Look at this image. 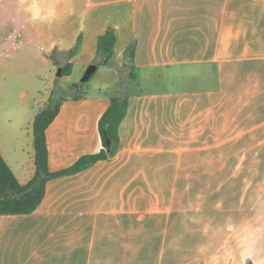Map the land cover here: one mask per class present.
<instances>
[{
  "label": "crops",
  "instance_id": "crops-1",
  "mask_svg": "<svg viewBox=\"0 0 264 264\" xmlns=\"http://www.w3.org/2000/svg\"><path fill=\"white\" fill-rule=\"evenodd\" d=\"M13 1V26L49 71L81 37L62 90L108 27L112 75L134 65L130 82L150 88L125 87L113 157L50 179L34 212L0 215V264H264V0ZM111 96L62 98L47 129L51 171L101 150ZM31 132L22 158L0 137L23 184L35 173Z\"/></svg>",
  "mask_w": 264,
  "mask_h": 264
},
{
  "label": "rangeland",
  "instance_id": "rangeland-1",
  "mask_svg": "<svg viewBox=\"0 0 264 264\" xmlns=\"http://www.w3.org/2000/svg\"><path fill=\"white\" fill-rule=\"evenodd\" d=\"M14 5L13 0H0V37L6 49L5 52L0 53V137L7 139V141L9 138L12 141L15 148L18 149L20 158L26 155L22 148L27 150L30 142L33 114L42 105L44 95L46 101L48 100L50 91L54 92L52 99L58 101L65 97L77 96L83 99L81 96L84 93L87 97H93L104 91L113 93V95L120 93L125 96L127 85L129 91L132 92L150 88L149 83L130 82L132 79L130 71L124 66L119 68L118 76L117 74L116 76L112 75L113 70H110V67H114L111 63L116 60L115 48L111 63L99 66L87 82H81V78L88 66L97 64L100 58H98L97 51L93 56L88 51H84L78 57L76 64L78 66L73 76L77 80L76 85L79 84V87L76 86L75 89L71 90L69 87L66 91L62 90L60 80L63 76L57 75L60 66H57L54 71H49L37 60L29 57L31 52L37 51L35 50L37 46L34 43L28 44L24 34H19L13 26L16 24L18 16L14 10ZM55 56L56 54L52 53L53 60H55ZM58 57L62 58V55ZM63 62L62 59L61 63ZM115 78L118 80V85L106 89L105 85L112 83Z\"/></svg>",
  "mask_w": 264,
  "mask_h": 264
},
{
  "label": "trees",
  "instance_id": "trees-1",
  "mask_svg": "<svg viewBox=\"0 0 264 264\" xmlns=\"http://www.w3.org/2000/svg\"><path fill=\"white\" fill-rule=\"evenodd\" d=\"M116 31L109 27L98 40L97 66L109 65L114 57L116 45ZM82 39L79 37L74 47L69 49L66 54L68 61L58 65L62 68V76L72 73L73 63L70 59L75 56L80 47ZM135 55V44H132L126 53L132 61ZM130 76L135 79L134 65H130ZM76 83L70 86L75 89ZM81 93V90L78 94ZM80 95V94H79ZM62 99L51 101L41 108L35 115L32 127L34 134L35 148V173L25 184L21 183L11 166L0 152V215L3 214H30L34 212L42 202L47 182L55 177L79 172L95 162L113 157L119 148V126L125 118L128 110V97L120 93L111 96L110 105L102 114L99 120V130L103 147L97 153L85 154L72 165L51 171L49 166V148L47 141V129L58 116L61 108ZM111 141L109 145L107 140Z\"/></svg>",
  "mask_w": 264,
  "mask_h": 264
},
{
  "label": "water",
  "instance_id": "water-1",
  "mask_svg": "<svg viewBox=\"0 0 264 264\" xmlns=\"http://www.w3.org/2000/svg\"><path fill=\"white\" fill-rule=\"evenodd\" d=\"M97 69L98 66L96 64L89 65L83 77L81 78V82H87L92 77V75L97 71ZM57 75L58 76L62 75V68H59ZM77 87H79V84H77ZM107 142L109 145L111 144V141L109 139L107 140Z\"/></svg>",
  "mask_w": 264,
  "mask_h": 264
}]
</instances>
